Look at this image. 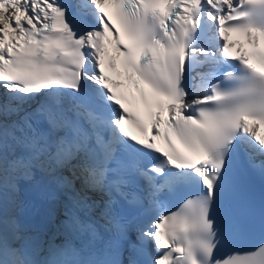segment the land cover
<instances>
[{
	"label": "snow or ice",
	"instance_id": "snow-or-ice-1",
	"mask_svg": "<svg viewBox=\"0 0 264 264\" xmlns=\"http://www.w3.org/2000/svg\"><path fill=\"white\" fill-rule=\"evenodd\" d=\"M262 45L264 0H0V264H264Z\"/></svg>",
	"mask_w": 264,
	"mask_h": 264
}]
</instances>
